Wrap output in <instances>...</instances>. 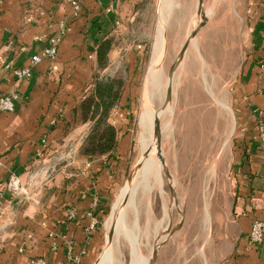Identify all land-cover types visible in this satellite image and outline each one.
I'll return each mask as SVG.
<instances>
[{
	"label": "crops",
	"instance_id": "0c3cea01",
	"mask_svg": "<svg viewBox=\"0 0 264 264\" xmlns=\"http://www.w3.org/2000/svg\"><path fill=\"white\" fill-rule=\"evenodd\" d=\"M76 1L77 13L72 0H0V92L15 95L14 109L0 110V264L95 263L106 239L99 221L111 206L114 164L113 156L79 154L90 126L81 117L80 102L98 74L128 69L124 91L132 81L135 87L163 28L161 64L170 57V46L178 49L177 41L186 40L194 20L200 25L194 31L199 55L192 54L206 65L212 44L207 45L206 32L224 2L246 29L232 109L237 144L224 197L230 207L209 211L207 239L197 253L199 264H264V243L249 238L253 221H264V141L257 127L261 123L264 130V0H210L207 6L206 0H175L171 8L166 0ZM57 36L56 55L19 79L12 68L28 65ZM105 39L112 45L100 66L98 48ZM124 98L123 93L119 105ZM73 151L71 157L64 154ZM12 177L21 191L10 189ZM97 264H104L103 254Z\"/></svg>",
	"mask_w": 264,
	"mask_h": 264
},
{
	"label": "rangeland",
	"instance_id": "374dc122",
	"mask_svg": "<svg viewBox=\"0 0 264 264\" xmlns=\"http://www.w3.org/2000/svg\"><path fill=\"white\" fill-rule=\"evenodd\" d=\"M209 1H205L206 6L209 4ZM174 4H176V1L170 0L168 7L171 8ZM166 12L170 14V9L168 8ZM209 12L210 10L207 11L208 17L211 15ZM238 20L239 18L236 17V13L231 10L229 5L226 6L224 2V7L220 9L217 18H214L210 24L212 27L209 26L210 28H208L210 30L208 29L209 31L207 30L206 32L205 39L207 45L209 46L212 43L210 47H207L205 52L206 65L202 64V60H200V63V58L198 59L197 56L195 57L192 54L194 49L191 46L189 48L190 52L188 54V60L186 61L187 63L186 65L183 63L182 70L174 68L176 60L178 59V53L176 55V52L180 48L177 50L170 46V57L166 60V64H162V68L168 77L173 75L172 72L175 69L177 70L176 74H178L176 78L178 87L176 88V94H174L176 98L172 94V99L174 98L176 103H174L175 107L172 115L171 131L170 133L168 131L162 133L164 128H166L163 125L165 124L164 119V123L162 122L161 124L164 128L160 131L162 136L160 135L161 144L159 148L162 147L163 156L166 159L163 172V187L169 196L177 194L183 213L177 206H174L172 219L165 230H163L164 223L160 224L161 228L158 224H155L157 218L163 220L162 217L165 210L161 204L160 195L157 192H153L151 195L153 198L152 205L154 206V218L152 220L146 214V197L144 193L139 192L137 197L139 215L136 218L139 225L137 226L138 228L136 227L134 229V232H136V240L138 239V243L140 244L139 247L142 256H148L147 247L150 241L151 243L153 242L152 234L155 225L158 226L155 227L154 231L157 237H160L162 234L166 236L160 244L158 251L153 256L152 264H199L201 258L197 254V250L203 241L207 239L208 234L205 211L207 202H209L208 207L212 214L217 212L218 208H222L221 211L223 212L225 208L230 207L229 200L226 199L227 197H224L229 192V167L234 154L232 152L233 147L237 144L236 120L232 110L233 98L236 94L235 81L238 78L237 69L241 61L239 52L241 44L246 38V29H241V24H238ZM205 21L206 19L203 20L201 25ZM216 21L219 23H216ZM182 26L184 27V24ZM199 26L196 22L194 23V28H198ZM183 41H177L179 47L182 43L185 47L191 44L187 38ZM185 49L186 51H183L187 54V48ZM184 57L186 59V55ZM173 59L174 63L171 67ZM149 65V58L147 57L144 59L141 72L135 81L136 86L134 87V82L132 81V85L125 89L129 96L127 98L129 102L124 105H119L117 102L110 110L109 121L115 123L121 135L118 139L117 149L114 151V160H116V163L112 168L111 176L113 181H110L111 184L108 185L109 195L111 194L110 196L112 197L111 206L108 213L103 216V219L101 221L98 219L103 226L106 239L103 248L99 250V255L94 264L98 263L102 254L103 263L105 264L104 253L106 247H108V256L110 254V245L108 243L106 244V241H109L108 236L117 229V222L113 224V221L119 206L122 189L125 187L132 170L141 163L143 157L142 152L146 150L149 144L148 137L147 140L143 138L144 127L142 123L140 124L142 120L140 118L144 110L142 98L145 101L146 95V87L144 88L143 85L149 70L147 68ZM202 68L204 71H202ZM128 73L127 69L126 72L117 71L110 73V75L99 76L98 74L96 80L111 78L114 81H118L120 79L125 84L127 81H130ZM143 88L144 91L142 92ZM149 100L152 111L154 113L157 112L160 106L159 98L157 95L154 97L149 95ZM116 109L119 117L115 113ZM112 115H114L113 120ZM85 121L89 122L90 126L89 131L83 137L82 145L90 134L94 124L93 118L90 115ZM81 147L79 154H82ZM64 154H69V156L74 155L75 151L71 152V154L64 152ZM94 156L107 157L106 155ZM144 161L143 163L147 162V159ZM170 173L175 176V183L173 184H171ZM135 177L133 176L131 180H135ZM174 185H176V189ZM129 191L127 190V194ZM128 195L126 198H128ZM128 217V227H133L135 223L134 216L130 213ZM199 233L201 234L199 235ZM113 237L114 240L111 247L113 248L112 251L115 256V264L131 263L129 239H127L123 232H116V235ZM108 262L109 264H114L110 260Z\"/></svg>",
	"mask_w": 264,
	"mask_h": 264
},
{
	"label": "bare ground",
	"instance_id": "6f19581e",
	"mask_svg": "<svg viewBox=\"0 0 264 264\" xmlns=\"http://www.w3.org/2000/svg\"><path fill=\"white\" fill-rule=\"evenodd\" d=\"M166 2H167V6H169L170 0H166ZM209 13L212 14L211 11ZM193 22L195 23V21H193ZM193 22H192V25H191L190 30H189L190 31L189 35L187 36V39H188V41H190L191 44L189 46L187 45V47H185L184 44H182L181 47H179L180 49L179 50L177 49L178 50L177 51L178 59L176 60V63H175L176 65L174 68H177V69L179 68L180 70L183 69L182 63H184L183 62L185 59L184 56L186 55V52L184 53L183 50L186 51L185 48H187V50H188V48H190V46H191L194 49V51L197 53V38L194 35V31L196 28H194ZM163 30H164V28L161 30V32H160L161 35L157 39L159 41H158V43H156L155 50L153 52L154 53L153 59H152L151 64L149 66V70H148V73H147V76L145 78L144 85H143L144 88L146 87V95H145L144 110H143L142 116L140 118V119H142L140 121V124L142 123L143 127H144L143 128V138L147 140V137H148L149 144L147 145L146 150L144 152H142L143 157H142L141 163L139 162L140 164L137 165V167L132 170L131 175H130V179L126 182L125 187L122 189L120 200H119V206L117 208L116 214L114 216V221H113V224H115L117 222V225H116L117 229L114 233H112L110 236H108L109 241L107 243H108V245H110L109 246L110 254L108 256V247H106L105 253H104L105 264H109V262H108L109 260L115 264V256H114V253L112 251L113 248L111 246H112V242L114 240L113 236L116 235V232L117 233L123 232L125 234V236L127 237V239H129L128 244H129L130 261H131V263H129V264H152L153 256L156 254L160 244L162 243V241L166 237V236H164V234H162L160 237L159 236L157 237V235L154 231H155V227H158V226H156L155 224H158L160 227V224L164 223V225H163L164 229L163 228L162 229L165 230V228L169 225V223L172 219L174 206H177L178 209L181 211V206H180V203L178 201L177 194H175L174 196H171V195L169 196L168 192L165 191V189L163 187V172H164V166H165V160L166 159L163 156L162 147L157 149V142H156V136H155V126H156L157 121L159 122V125H160V131L162 128H164L163 125H165V127H166V128H164L162 133L167 132V131L170 133V131H171L170 127H172V115H173L174 107H175L174 103H176V101H174V98L172 99V97H173L172 94L173 95L176 94V88L178 87V83L176 82V78L178 75V74H176L177 70L175 69L172 72L173 75L171 77H168L167 73L162 68L161 60H162V56H163V53L165 50V43H164L165 39L163 38V35H162ZM178 35H179V33H178ZM177 37H179V36H177ZM173 46H175V45L173 44ZM173 48H175V47H173ZM172 85H174V86L172 87ZM144 88H143L142 92L144 91ZM149 95L151 97H154L157 95V97L159 98L160 106L158 107V110L155 113L152 111V109L150 107L151 103L149 100ZM174 97H175V95H174ZM163 119H164L165 124L161 125L163 122ZM229 134H230V132H229ZM160 135L162 136V134H160ZM150 143H151V145H150ZM146 159H147V162H145ZM143 161L145 163H143ZM139 171H141V172H139ZM173 175H172V173L169 174L171 184L175 183L174 182L175 176H173ZM133 176H136L134 178L135 180H131ZM128 183H130V184H128ZM127 185H129L128 189H127ZM174 187L176 189V185H174ZM174 187H173V189H174ZM131 188H133V189L131 190ZM127 190H130L128 192V194L130 193L129 195L127 194ZM139 192L144 193V195L146 197V199H145L146 214L149 217H151L152 220L154 218V209H153L154 206L152 205V199L153 198L151 197L153 192H157L160 195L161 204L165 208V210L163 212V217H162L163 220H159V218H157V220H155L156 223L154 224L155 226L153 228V234H152L153 242L151 243V241H150V243L148 244V247H147L148 256H146V257H143L141 254L140 247H139L140 244L138 243V239L136 240L137 236L135 235L136 232H134V229L139 225L138 221L136 219L139 215V213H138L139 207H138V200H137ZM126 194L128 195V198H126V196H127ZM205 195L207 196L206 192H205ZM203 197H204V195H203ZM125 198H126V200H125ZM141 201H142V199H141ZM208 206H209V202H207L206 208H205L206 217H207V215L209 216V207ZM130 213L134 216V219H135L134 225L132 224L133 227H128V224H127L128 218H129L128 216ZM179 222H181V221H179ZM148 225H149V223H148ZM202 227H203V225H202ZM162 233H164V232H162ZM201 233H199V235ZM144 234H146V233L144 232ZM147 236L149 237V235H147ZM150 236H151V234H150ZM126 247H128V246H126ZM200 255H201V253H200ZM116 256H117V254H116ZM108 257H109V260H108Z\"/></svg>",
	"mask_w": 264,
	"mask_h": 264
},
{
	"label": "trees",
	"instance_id": "16d2710c",
	"mask_svg": "<svg viewBox=\"0 0 264 264\" xmlns=\"http://www.w3.org/2000/svg\"><path fill=\"white\" fill-rule=\"evenodd\" d=\"M111 45V39L100 41L97 56L100 66L106 64L107 52ZM119 80L114 81L111 78L95 80L93 87L79 105L82 119L85 121L90 115L94 122L90 134L81 147L82 154L113 156V164L116 163L114 151L117 149L121 133L116 128V125L109 121L110 110L117 102L119 104L123 93L125 95L124 104L129 102L127 99L128 94L124 91V81Z\"/></svg>",
	"mask_w": 264,
	"mask_h": 264
},
{
	"label": "built area",
	"instance_id": "2783aa9c",
	"mask_svg": "<svg viewBox=\"0 0 264 264\" xmlns=\"http://www.w3.org/2000/svg\"><path fill=\"white\" fill-rule=\"evenodd\" d=\"M72 5L74 7L75 13L79 10V2L76 0H72ZM31 19L30 17H28ZM60 41V36H57L53 39L52 46L46 48L42 53L40 54H34L31 57L30 63L28 65L22 66V67H13L12 70L14 74L19 78L23 79L31 74L32 68L43 61L45 58H52L57 53V45ZM7 66L10 67V64L8 63ZM11 68V67H10ZM15 95L5 94L0 92V110L3 111H12L14 109V102L13 98ZM258 130H259V136L262 141H264V130L262 128V124H258ZM9 187L12 191L18 192L21 191V186L19 185L18 179L15 177H12L9 182ZM70 215H74V212L72 211ZM98 224L97 219H93L91 226L94 227ZM249 238L253 243L259 244L264 243V221L261 219H256L253 221L250 231H249ZM36 264H47L45 260L38 259L35 261Z\"/></svg>",
	"mask_w": 264,
	"mask_h": 264
},
{
	"label": "water",
	"instance_id": "95a60500",
	"mask_svg": "<svg viewBox=\"0 0 264 264\" xmlns=\"http://www.w3.org/2000/svg\"><path fill=\"white\" fill-rule=\"evenodd\" d=\"M165 52V51H164ZM163 56H164V53H163ZM163 56H162V60H161V62H163ZM142 101H143V104H145V101H144V99L142 98ZM155 136H156V142H157V146H158V149H159V147H160V125H159V122L157 121L156 122V126H155ZM160 152V151H159ZM129 179H130V177H129ZM128 179V180H129ZM106 244H107V241H106Z\"/></svg>",
	"mask_w": 264,
	"mask_h": 264
}]
</instances>
